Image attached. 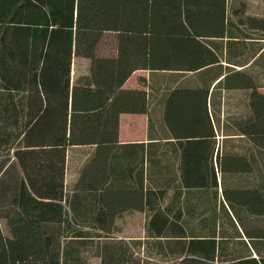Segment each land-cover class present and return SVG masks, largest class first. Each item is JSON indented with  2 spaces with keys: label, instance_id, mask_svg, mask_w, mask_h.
Returning <instances> with one entry per match:
<instances>
[{
  "label": "trees",
  "instance_id": "16d2710c",
  "mask_svg": "<svg viewBox=\"0 0 264 264\" xmlns=\"http://www.w3.org/2000/svg\"><path fill=\"white\" fill-rule=\"evenodd\" d=\"M105 33L115 52L100 56ZM74 57L89 59L76 80ZM259 65L264 16L229 0H0V264H78L95 237L102 264H142L110 235L129 210L147 215L149 238L175 264H264V223L236 232L229 253L214 229L195 235L186 222L189 197L206 190L237 223V210L264 221ZM137 70L194 76L165 88L160 132L148 91L125 86ZM240 89L249 91V115L235 126L251 144L245 154L217 147L222 92ZM122 114L147 116V142L119 141ZM86 145L67 190V151ZM250 174L257 185L243 181Z\"/></svg>",
  "mask_w": 264,
  "mask_h": 264
},
{
  "label": "rangeland",
  "instance_id": "374dc122",
  "mask_svg": "<svg viewBox=\"0 0 264 264\" xmlns=\"http://www.w3.org/2000/svg\"><path fill=\"white\" fill-rule=\"evenodd\" d=\"M234 7H240L245 5L246 13L254 16H264V0H229ZM250 43L247 42L243 49V58L249 57L251 51L248 47ZM115 52V39L111 33H105L100 40L97 48V55L105 56L111 55ZM242 58V57H241ZM262 64V63H261ZM89 59L82 57H74L72 60V72L71 76L73 80H76L88 73ZM252 70L258 74V79L264 86V67L256 66L252 67ZM187 81L194 80L192 74H173L170 72H155L149 73L146 70H137L129 78V83L136 87H142L149 93V117L152 120L155 133L160 132L158 121L160 119V99L163 96L165 88L174 84L175 81ZM264 92V87L261 88ZM248 90H234L229 92H222L221 100L218 105L220 125L217 128V147L223 148L227 152H237L245 154L251 150V144L247 139L239 134H236L235 129L236 122L242 118H247L249 115L248 109ZM216 108V111L217 109ZM122 118V128L124 133L128 134V125L131 126L129 117ZM143 120L142 118H140ZM128 120V121H127ZM140 122V121H139ZM138 122V123H139ZM146 116V125H147ZM137 122L133 123L135 130L131 133L133 138L131 140H144V136L147 133V126H141ZM150 121L148 122V124ZM227 135L228 139L224 135ZM231 133V134H230ZM91 146H74L70 147L66 156V171L64 184L67 190H69L76 180L78 172L82 164L86 161L91 153ZM259 168H263V164L259 163ZM260 172V170H259ZM247 184L254 179V175L250 174L243 178V181ZM255 180V185H257ZM199 197L191 195L188 200L189 211L186 215V222L188 227L195 235H210L211 231L215 230V235L223 240L225 249L229 252L233 249V238L235 236L243 235L244 231L251 227H260L264 221L257 216H250L247 213H242L243 210H237L239 214H242L243 221L237 223L234 219V214L228 212L225 208L219 206L218 200L211 197L210 190L198 193ZM147 220L148 217L145 213L129 210L122 212L114 221V225L111 231V236L116 238L117 241L125 240L129 242L123 245V249L126 251V255H129L131 261H140L142 264H175L177 257L173 256L169 252H165L156 241L149 238L147 232ZM234 225H233V223ZM3 232L6 231L4 222L0 221ZM89 235H94V230H87ZM238 232V233H236ZM243 238V237H240ZM248 240V239H247ZM82 245L81 257L82 260L78 264H102L98 254L101 241H97V238H87ZM236 247H239L237 245ZM230 253V252H229ZM251 256L254 257V251L250 249Z\"/></svg>",
  "mask_w": 264,
  "mask_h": 264
},
{
  "label": "crops",
  "instance_id": "0c3cea01",
  "mask_svg": "<svg viewBox=\"0 0 264 264\" xmlns=\"http://www.w3.org/2000/svg\"><path fill=\"white\" fill-rule=\"evenodd\" d=\"M131 77V76H130ZM129 77V78H130ZM129 78H128V80L125 82V86H127V87H135L133 84L131 85L130 83H129ZM232 91H234V90H232ZM229 92V91H228ZM131 116V117H129V121L127 122V123H131V126L130 125H128V134L126 135L125 133H124V129L122 128L123 126H122V123H123V121H122V118H123V120L125 119V118H127L126 116ZM140 118H142L143 120H141ZM140 121V122H139ZM138 123L139 125H141V126H145V128H146V115L145 114H122L121 116H120V130H119V141L120 142H132V141H143V142H147V139H146V134H145V138H144V140H131L133 137V134H131L134 130H135V128H136V126L134 127L133 126V123ZM92 147V146H91ZM93 148H91V150H92Z\"/></svg>",
  "mask_w": 264,
  "mask_h": 264
}]
</instances>
